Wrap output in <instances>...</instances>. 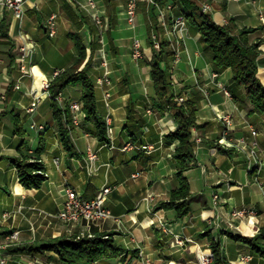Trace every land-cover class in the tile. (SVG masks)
<instances>
[{
    "label": "crops",
    "instance_id": "1",
    "mask_svg": "<svg viewBox=\"0 0 264 264\" xmlns=\"http://www.w3.org/2000/svg\"><path fill=\"white\" fill-rule=\"evenodd\" d=\"M88 1L26 0L21 20L8 11L0 13V245L5 235L17 233L14 246L1 252L5 264H62L53 252L17 249L26 243L99 233H112L123 252L94 264H196L197 255L206 253L212 242L219 245L225 261L219 264H264L246 243L230 237H252L264 228V112L248 113L244 89L232 81L229 68L217 67L210 60L204 40L186 20L180 61L173 63L172 56L162 61L160 68L170 75L172 104L194 109L196 123L205 126L190 129L193 158L184 172L190 188L189 212L177 218L173 209L157 210L178 187L179 167L173 155L179 142L167 138L178 124L171 105L156 93L149 66L154 28L172 53L168 36L159 29L158 11L149 0L138 1L134 27L127 21V0H92L96 8ZM194 1L200 7L211 6L209 14L216 25L235 35L251 31L245 35L249 44L261 41L256 77L264 87V0ZM160 3L161 7L173 6L169 22L183 16L181 0ZM92 13H97L102 26L95 24ZM51 15H56L53 37L45 27ZM72 36H79L85 47V60L78 71L86 67L93 82L98 112L111 129L108 144L112 148L104 147L95 136L82 110L78 125L70 131L75 148L70 155L61 143L49 93L40 88V82L50 83L55 74L74 64L77 50ZM135 39L140 40L143 53L138 60L133 58ZM23 46L30 49L25 76L18 64ZM103 61L109 83L101 85ZM81 94L79 86H68L59 94L58 104L69 108L70 103L81 102ZM176 97L185 102L176 105ZM14 115L24 135L14 131ZM223 116L229 117V124ZM250 127L256 136L251 135ZM196 138L201 143L197 144ZM129 141L134 147L123 151ZM39 147L43 150L37 154ZM252 147L263 166H252L249 171ZM88 152L97 154L93 173L85 169ZM22 155L39 158L45 167L46 179L37 189L19 183L17 169L9 159ZM105 186L112 188L106 202L110 218L76 223L57 219L66 187L92 199ZM214 195L219 197L216 203ZM234 209L252 213L238 218L232 215Z\"/></svg>",
    "mask_w": 264,
    "mask_h": 264
},
{
    "label": "trees",
    "instance_id": "2",
    "mask_svg": "<svg viewBox=\"0 0 264 264\" xmlns=\"http://www.w3.org/2000/svg\"><path fill=\"white\" fill-rule=\"evenodd\" d=\"M161 6V0H158ZM183 4L182 14L184 18L197 30L206 45V53L210 60L220 68H229L232 72V81L245 91L248 113L264 112V87L257 79L256 60L260 51L258 47L261 41L249 44L245 35L251 31L243 30L237 35L229 28L216 25L209 13H204L199 4L194 0H181ZM154 28L153 32L159 33ZM152 35V34H151ZM2 36H6L3 31ZM77 50V59L74 64L58 73L49 83L47 92L52 101L53 116L58 126L61 143L66 151L73 155L74 145L70 138L73 129V119L69 108L62 109L57 98L62 90L68 86H79L81 88V102L83 112L88 124L94 127V134L101 143L109 142L107 134V123L100 116L97 109L96 94L92 80L86 74V67L78 71L85 60L86 51L79 36H72ZM150 44L152 40L150 37ZM167 43L161 41L158 48L153 49V57L149 62L150 77L153 87L165 104L171 105V111L178 128L167 135L169 140H177L178 147L174 152V159L178 165L176 178L178 187L173 190L167 201L161 202L156 207L160 209H173L177 218H182L190 210V188L184 172L189 168V162L193 158L194 143L190 129H200L205 125H198L195 118V110L187 107H175L172 104L174 93L171 87V78L167 71L160 68V63L171 58L173 53L166 49ZM159 108H161L158 105ZM14 131L16 134L24 135L25 131L20 124L19 118L14 115ZM220 151H227L219 144L209 143ZM24 143L21 145V147ZM42 147L36 151L42 152ZM18 173L19 183L26 189H37L45 181V167L39 158L31 160L26 155L9 159ZM230 237L237 241L246 243L251 251L264 259V228L253 237ZM211 249L215 253L212 264L225 263L219 245L211 243ZM20 252L55 253L62 264H94L98 260L112 258L120 255L123 249L112 239V233H99L94 235H72L49 239L43 242L25 244L17 249ZM47 264V263H46ZM228 264V263H226Z\"/></svg>",
    "mask_w": 264,
    "mask_h": 264
},
{
    "label": "built area",
    "instance_id": "3",
    "mask_svg": "<svg viewBox=\"0 0 264 264\" xmlns=\"http://www.w3.org/2000/svg\"><path fill=\"white\" fill-rule=\"evenodd\" d=\"M26 0H0V13L3 12H10L13 15V18L16 20H21L24 15V4ZM139 0H127L126 5V15L128 23L134 27L135 25V18H136V11L138 6ZM225 2H237L239 0H222ZM149 2L157 9L158 11V27L162 30L166 36H168L167 40L170 43V48L173 53V63H178L180 61V46L181 40L183 39V34L187 28L186 19L183 16H178L172 18L169 22V13L172 11L173 6L171 4L165 5L161 7L155 0H149ZM89 6L92 8H96L95 3L92 0L88 1ZM201 10L204 13H209L211 11V6L209 4H203L201 6ZM91 17L96 25L102 26V21L97 13H92ZM45 27L47 29V33L49 37H53L56 34V15H51L48 20L46 21ZM170 37V38H169ZM152 40V49L158 48L159 43L161 42L160 34L153 33L151 35ZM141 42L139 39H135L133 42V58L138 60L142 58L143 53L140 50ZM30 55V49L26 48L25 46L20 48V56L18 57V64L19 69L22 73V76L28 75L29 70L26 67V60ZM102 66L105 68V73L103 78L100 80V84H108L107 79V64L103 61ZM57 74H55L56 76ZM214 77L216 74L213 75ZM222 90L225 92L226 95L229 93L227 90L222 86L219 85ZM49 87V83L47 81L42 82V89L47 91ZM18 88V86H16ZM109 98V93H105V99ZM176 105L181 106L185 99L183 97H176L174 99ZM69 110L72 115L73 124L78 125L79 123V116L82 114L83 105L81 102H73L69 105ZM151 113V111H149ZM226 124L230 123L228 116H223L221 118ZM34 127V126H32ZM111 133V129L107 123V134L108 137ZM250 133L252 136H256V131L254 128L250 127ZM196 143H201L199 138L195 139ZM245 144L244 141H242ZM104 147L112 148L109 146L108 142L103 144ZM256 146V143H254ZM134 147L132 142H128L122 147L123 151L132 149ZM249 160L248 169L252 171V166L261 168L263 166V161L258 157L255 147L249 149ZM97 160V154L95 152H88V156L85 162V169L88 173H93L96 171L95 161ZM253 163V164H252ZM112 188L109 186H105L100 188L95 197L92 199H85L80 196L77 192H75L72 188L66 187L64 189L65 193V200L63 203L62 209L57 213V219L64 223H76L81 220L92 222V221H99L103 219H107L111 217L110 210L106 206L108 195L110 194ZM218 196H213L214 203L217 202ZM252 212H248L245 209H234L232 215L234 217L243 218L247 214H251ZM17 233L12 234V238H15ZM177 243L181 242L177 239ZM249 259V257H247ZM214 259V253L211 251H207L206 253L197 255V264H210ZM244 259V258H243ZM6 261L4 259L0 260V264H5ZM145 264H150L148 261Z\"/></svg>",
    "mask_w": 264,
    "mask_h": 264
},
{
    "label": "rangeland",
    "instance_id": "4",
    "mask_svg": "<svg viewBox=\"0 0 264 264\" xmlns=\"http://www.w3.org/2000/svg\"><path fill=\"white\" fill-rule=\"evenodd\" d=\"M81 103H82V102H81ZM82 105H83V104H82ZM218 200H219V199H218ZM218 200H217V201H218ZM12 234H13V233H12ZM12 234L5 235V236L3 237L4 243L0 245V254H1L0 259H4L6 262H7V259H6V257H3V254H2L1 252L7 250V248H10L11 246H14V241L17 240V236H16L15 238H12V237H11ZM255 235H256V234H255ZM252 237H253V236H252ZM250 238H251V237H250ZM32 243H36V242H32ZM26 244H30V243H26ZM24 245H25V244H24ZM21 246H23V245H19V247H21ZM15 247H18V246H15ZM19 247H18V248H19ZM11 248H12V247H11ZM208 251L213 252V250L211 249V245H210V249H209ZM213 253H214V252H213ZM214 259H215V253H214ZM214 259H213V261H214ZM213 261H212L210 264H212ZM196 264H197V263H196Z\"/></svg>",
    "mask_w": 264,
    "mask_h": 264
},
{
    "label": "bare ground",
    "instance_id": "5",
    "mask_svg": "<svg viewBox=\"0 0 264 264\" xmlns=\"http://www.w3.org/2000/svg\"><path fill=\"white\" fill-rule=\"evenodd\" d=\"M40 88H42V82H40Z\"/></svg>",
    "mask_w": 264,
    "mask_h": 264
}]
</instances>
